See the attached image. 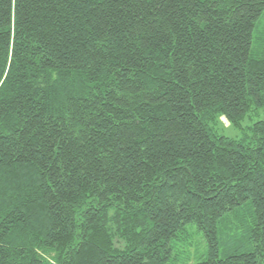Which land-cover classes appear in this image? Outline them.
I'll use <instances>...</instances> for the list:
<instances>
[{
  "label": "trees",
  "instance_id": "16d2710c",
  "mask_svg": "<svg viewBox=\"0 0 264 264\" xmlns=\"http://www.w3.org/2000/svg\"><path fill=\"white\" fill-rule=\"evenodd\" d=\"M263 14L0 0V264H264Z\"/></svg>",
  "mask_w": 264,
  "mask_h": 264
},
{
  "label": "rangeland",
  "instance_id": "374dc122",
  "mask_svg": "<svg viewBox=\"0 0 264 264\" xmlns=\"http://www.w3.org/2000/svg\"><path fill=\"white\" fill-rule=\"evenodd\" d=\"M264 15V14H263ZM254 46H255V43H254ZM223 119V126L224 128L222 127L221 129V132H223L224 134L228 135V136H232V137H238L240 136L241 134V130L240 129H237V128H234L233 126H228V122L227 120L222 117ZM256 119H263L264 120V108L260 109L258 114L256 116H253V118L251 120H248V119H245L242 123V125H247L249 124L252 120H256ZM198 235L197 234H194L191 238V241H192V244L194 245V247H196V245L198 244Z\"/></svg>",
  "mask_w": 264,
  "mask_h": 264
}]
</instances>
